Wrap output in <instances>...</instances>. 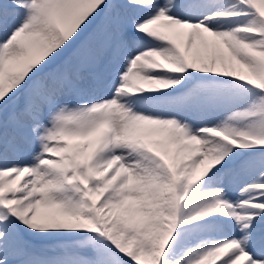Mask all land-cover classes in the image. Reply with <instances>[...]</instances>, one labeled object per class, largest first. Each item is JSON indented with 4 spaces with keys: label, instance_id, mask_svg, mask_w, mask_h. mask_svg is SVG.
I'll list each match as a JSON object with an SVG mask.
<instances>
[{
    "label": "snow or ice",
    "instance_id": "6c2138e0",
    "mask_svg": "<svg viewBox=\"0 0 264 264\" xmlns=\"http://www.w3.org/2000/svg\"><path fill=\"white\" fill-rule=\"evenodd\" d=\"M0 264H264V0H0Z\"/></svg>",
    "mask_w": 264,
    "mask_h": 264
}]
</instances>
